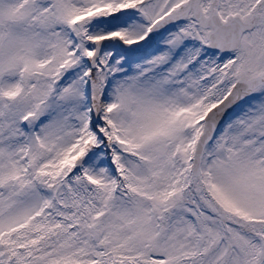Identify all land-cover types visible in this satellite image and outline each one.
<instances>
[{"label": "rangeland", "instance_id": "374dc122", "mask_svg": "<svg viewBox=\"0 0 264 264\" xmlns=\"http://www.w3.org/2000/svg\"><path fill=\"white\" fill-rule=\"evenodd\" d=\"M187 1L0 0V264H264V86L192 173L207 112L264 75V0L202 1L257 13L235 52L192 17L106 42Z\"/></svg>", "mask_w": 264, "mask_h": 264}, {"label": "water", "instance_id": "95a60500", "mask_svg": "<svg viewBox=\"0 0 264 264\" xmlns=\"http://www.w3.org/2000/svg\"><path fill=\"white\" fill-rule=\"evenodd\" d=\"M192 5L194 7V16L201 23L212 28L210 33V46L213 48L224 51L238 48L241 43L243 32L253 28L255 24L254 20L244 21L240 16H234L228 22L224 23L217 13L210 18H207L199 7V0H195V2L189 5L185 10L170 13L158 22L151 34L152 39L145 46L148 47L153 45L155 38L162 34L171 24L184 20L189 15ZM114 39L119 40V38L116 37L108 39L106 42H111ZM123 46L133 47L134 45L125 43ZM263 82L264 78L260 76L248 80H239L234 85L228 97L210 111L207 116L204 132L197 145L196 157L193 164L195 174H198L199 172L206 144L213 138L218 128L224 123L236 106L242 103L253 92V90Z\"/></svg>", "mask_w": 264, "mask_h": 264}, {"label": "bare ground", "instance_id": "6f19581e", "mask_svg": "<svg viewBox=\"0 0 264 264\" xmlns=\"http://www.w3.org/2000/svg\"><path fill=\"white\" fill-rule=\"evenodd\" d=\"M63 213V212H62Z\"/></svg>", "mask_w": 264, "mask_h": 264}]
</instances>
